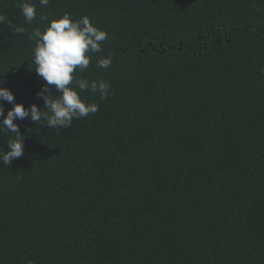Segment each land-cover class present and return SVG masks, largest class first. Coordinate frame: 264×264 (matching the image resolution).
I'll return each mask as SVG.
<instances>
[{"label":"trees","instance_id":"1","mask_svg":"<svg viewBox=\"0 0 264 264\" xmlns=\"http://www.w3.org/2000/svg\"><path fill=\"white\" fill-rule=\"evenodd\" d=\"M23 2L0 0L15 102L44 108L28 38L41 14L107 31L79 75L111 94L81 93L99 110L59 133L14 121L26 138L0 163V264H264V0H29L31 24Z\"/></svg>","mask_w":264,"mask_h":264},{"label":"clouds","instance_id":"2","mask_svg":"<svg viewBox=\"0 0 264 264\" xmlns=\"http://www.w3.org/2000/svg\"><path fill=\"white\" fill-rule=\"evenodd\" d=\"M49 2L39 0L41 6H47ZM20 8L28 24L36 20L35 4L25 0ZM40 19L45 25L43 30L34 29L28 38L34 43L31 63L36 74L45 82L37 92V97L43 99L44 108L35 103L30 107L16 103L13 91L4 87L5 81L0 80V102L6 101L13 105L5 115L3 103H0V136L7 137L8 145L7 151L0 145V163L8 168L24 154L26 136L14 121L27 118L36 126L39 124L40 127L55 129L59 133L61 129H69L74 119H82L99 110L97 103L85 101L81 93H98L100 99H106L111 94L108 82L79 75L89 68L92 55L102 52V43L108 39L107 31L95 26L88 16L73 19L67 12L51 21L43 14ZM6 20L7 17L0 14V24ZM8 23L11 27V22ZM14 31L19 34L26 29L16 26ZM112 62L109 54L99 57L96 66L108 69ZM53 86L58 95L51 91Z\"/></svg>","mask_w":264,"mask_h":264},{"label":"water","instance_id":"3","mask_svg":"<svg viewBox=\"0 0 264 264\" xmlns=\"http://www.w3.org/2000/svg\"><path fill=\"white\" fill-rule=\"evenodd\" d=\"M218 42L221 43V40H219ZM227 42H229V40H227ZM203 48H206V47H203ZM180 50H181V48H180Z\"/></svg>","mask_w":264,"mask_h":264}]
</instances>
